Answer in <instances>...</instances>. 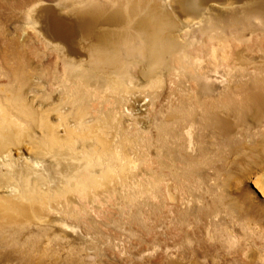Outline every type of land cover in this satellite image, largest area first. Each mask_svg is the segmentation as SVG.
Segmentation results:
<instances>
[{"label":"bare ground","instance_id":"6f19581e","mask_svg":"<svg viewBox=\"0 0 264 264\" xmlns=\"http://www.w3.org/2000/svg\"><path fill=\"white\" fill-rule=\"evenodd\" d=\"M61 2L56 0L54 4L59 6ZM119 3L117 0L116 4H110L116 6L109 10L108 4L101 0L71 1L63 8L67 15H77L81 19L78 23L65 18L52 22L42 17L43 6L41 9L36 5L28 10L27 17L38 36L56 52L62 64L61 75L55 77L61 83V93L40 112L32 104L39 98L40 73L20 52H13L14 64L2 54L5 62L0 71V87L11 93L6 91L8 94L5 92L0 96V264H46L45 256L54 236L67 238L71 232L87 238L91 228L88 215L94 223L93 217L99 215L95 205L98 186L107 185L114 175L123 172L127 162L125 157L118 158L120 167L115 170L113 163L117 161L118 165V160L113 159L104 146L99 148L97 144L82 143L76 152L77 146L73 147L70 142L75 130L81 134L85 130L90 133L86 123L96 119L89 115L85 102L90 92H94L93 98L98 100L110 92L111 96L127 101L135 98L137 91L132 90L141 85L155 87L164 78L172 84L182 77L184 83L179 89L188 97L182 96L178 100L183 104L191 98L197 101L202 98L199 104L200 118L206 121L204 128H217L225 137L231 136L237 124L232 117L238 116L236 111L239 109L256 121L264 122V55L256 53L247 57L244 50L232 49L234 51L230 52L226 49L229 46L227 30H230V37L237 36V28L245 23L242 19L249 14H253L264 29V0H253L249 9L233 5V0H168V8H163L159 0H130L126 8ZM252 24L248 22L244 28L250 29L249 34L256 30ZM76 31L80 36L78 40L72 38ZM198 33L200 36L196 35ZM84 41L88 42L87 53L76 60L73 55L81 46L84 48ZM218 50L222 51L223 61L228 56H233L234 61L242 60L237 77L240 80L247 77L249 83L237 81L222 85V88L213 84V77L219 73ZM132 68L136 70L131 72ZM136 76L139 78L135 79ZM13 84H17V90L11 88ZM160 86L157 85L159 89ZM157 95L162 94L157 92ZM146 97L149 96L145 95L141 104L145 103ZM78 101L77 107L73 108L74 102ZM136 101L140 103L137 98ZM48 111L56 114V127L62 128L61 134H57L59 129L46 119ZM72 112L74 120L70 124L67 117ZM166 116L167 121L176 119L173 112H167ZM193 125L194 122H189L186 131L190 135L186 142L189 150L195 149L197 144L193 140ZM36 127L40 130L39 136L35 134ZM47 136L71 144L67 145V150L51 145L46 151L50 163L41 151ZM121 180L124 184L125 178ZM166 189L169 191L168 186ZM89 195L95 198L83 200ZM174 200L175 197H171V201L176 202ZM5 232L19 236V240L23 236V247L7 243L3 236ZM40 235L44 236L43 244L35 240ZM32 237L34 241L30 242ZM91 257L92 254L81 252L69 261L84 264Z\"/></svg>","mask_w":264,"mask_h":264},{"label":"rangeland","instance_id":"374dc122","mask_svg":"<svg viewBox=\"0 0 264 264\" xmlns=\"http://www.w3.org/2000/svg\"><path fill=\"white\" fill-rule=\"evenodd\" d=\"M55 1L0 0V71L5 62L3 55L13 64L15 60L12 57L16 52L30 59L40 73L37 87L39 98L32 103L36 109H40L39 112L48 108L51 100L61 93V83L55 77L61 75L62 64L56 52L38 36L27 12L37 5L44 8L42 17L52 22L64 18L76 23L81 20L74 13L68 16L63 8L76 0H62L59 6L54 4ZM101 1L108 4L109 10L116 6L110 4L117 2ZM118 1L124 8L130 2ZM159 1L163 8H168V0ZM233 1V5L241 9H247L253 2ZM252 15L246 17L249 21L242 19L245 23L237 28V36L230 37V30H227L228 51L244 50L247 57L264 55V29ZM248 22L253 23L256 29L251 34L250 29H244ZM196 35L200 36L199 33ZM248 35L251 36L248 38ZM72 38H80L77 31ZM215 43L218 44L217 39ZM84 44V48L81 46L73 55L74 59L85 57L88 42L84 41ZM218 51L216 61H219V73L213 77V84L222 88V85L237 81L249 83L247 77L241 80L237 77L242 60L234 61L233 56H228L229 61L226 59L224 62L222 51ZM135 70L132 68L131 72ZM181 78L174 80L173 85L164 78L159 83L160 89L158 83L150 88L141 85L132 90L134 93L137 91V97L127 101L111 96L110 92L99 100L93 98L94 92L86 96L89 115L96 119L86 123L90 133L87 130L82 134L79 130L73 131L70 142L78 148L74 150L79 151L82 143L97 144L99 148L104 146L106 151L111 152L113 159L125 157L127 162L124 163L123 172L114 175L110 183L98 186V202L95 201V205L99 215L93 217L95 223L88 215L91 228L87 238H80L71 232L67 238L54 236L45 256L46 264H73L69 260L81 252L92 254L84 264H264V122L256 121L239 109L236 111L238 116L232 117L238 125L235 124L236 130L231 136L225 137L217 128H204L206 121L200 118L199 104L202 98L198 101L191 98L183 104L178 100L182 96L188 97L179 89L184 83L181 82L184 78ZM11 88L17 90V84ZM6 89L0 87V96L11 93ZM72 89L75 90L74 87ZM157 92L162 95L158 96ZM145 95L149 97L141 104ZM136 98L141 100L140 103ZM78 103L74 102L73 108ZM167 112L176 114V119L167 121ZM47 115L49 124H53L56 130L59 129L56 133L61 134L62 128L56 127V114L48 111ZM67 119L73 124V112ZM23 122L27 124V121ZM189 122H194L193 140L197 144L193 150L186 147L190 138L186 132ZM39 131L36 127L37 136ZM80 134L83 139L79 137ZM57 140L49 136L44 138L42 153L46 154L51 145L65 150L69 148L68 144L71 145L67 141L61 140V143ZM44 158L49 162V155H44ZM113 164L115 170L120 167L117 161ZM51 174L58 177L53 171ZM121 178H125L124 184ZM86 197L83 200L95 198L93 195ZM171 197H175L176 202H172ZM3 236L12 246L23 247V236L21 240L9 232ZM35 240L43 244L44 236L40 235ZM29 241L33 242V237Z\"/></svg>","mask_w":264,"mask_h":264}]
</instances>
